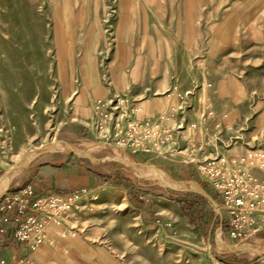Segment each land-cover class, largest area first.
<instances>
[{"label": "rangeland", "instance_id": "374dc122", "mask_svg": "<svg viewBox=\"0 0 264 264\" xmlns=\"http://www.w3.org/2000/svg\"><path fill=\"white\" fill-rule=\"evenodd\" d=\"M161 115L169 146H118L116 120ZM257 144L264 0H0V196L53 158L68 172L40 190L79 196L48 209L35 264H264V234L232 238L197 172Z\"/></svg>", "mask_w": 264, "mask_h": 264}, {"label": "built area", "instance_id": "2783aa9c", "mask_svg": "<svg viewBox=\"0 0 264 264\" xmlns=\"http://www.w3.org/2000/svg\"><path fill=\"white\" fill-rule=\"evenodd\" d=\"M98 104H102L101 101ZM98 104L97 111L100 108ZM205 114L204 120L213 114L211 107L207 108ZM166 119L168 117L165 115L152 122L128 118L124 127L116 120L115 129L121 131L118 132V146L134 151H160L169 146L175 134L165 122ZM98 122L97 127L104 129L103 121ZM196 127L197 123L190 125L192 130ZM197 170L202 182L210 185L219 195L220 209L226 212L221 218V226L232 238L252 236L264 230L263 144H257L240 155L203 160ZM85 191L82 189L78 192ZM55 197L60 196L42 192L30 182L0 196V247L14 242L33 253L44 244L46 223L53 215L48 209L62 210L63 204L71 206L79 196H69L65 203H59ZM26 259L18 255L10 259L0 256V264H24ZM27 262L35 264L33 259L28 258Z\"/></svg>", "mask_w": 264, "mask_h": 264}, {"label": "crops", "instance_id": "0c3cea01", "mask_svg": "<svg viewBox=\"0 0 264 264\" xmlns=\"http://www.w3.org/2000/svg\"><path fill=\"white\" fill-rule=\"evenodd\" d=\"M47 156V155H46ZM57 161V162H56ZM61 162H63L62 160L58 161L55 158L53 159H47L46 162L39 164L37 167V170L39 173H41L42 175L39 176L40 179L43 178V180H39L37 183L32 182L39 190L43 189V190H49L51 189V191H53V186L56 185L57 180H59V178H62L65 176V174L68 172L64 169H66V167L59 165ZM198 172V171H197ZM13 180L10 182V185L12 184ZM23 186V185H21ZM21 186H17L12 188L11 191H15L18 188H20ZM54 192V191H53ZM35 253L36 251H34L33 253H30V251L28 249L25 250V247L22 246L21 244L18 243H9L6 247H0V256H5L7 258H11L13 255H18L21 257V255H24L25 258H29V259H35Z\"/></svg>", "mask_w": 264, "mask_h": 264}, {"label": "trees", "instance_id": "16d2710c", "mask_svg": "<svg viewBox=\"0 0 264 264\" xmlns=\"http://www.w3.org/2000/svg\"><path fill=\"white\" fill-rule=\"evenodd\" d=\"M206 183H205V187H206ZM198 210L197 209H194V210H189V209H186V212L187 214L189 215L190 219L193 221V222H197V219H199V215H197V212ZM226 230V229H224ZM261 234H264V230L261 232ZM237 260H240L241 262H245L243 259L237 257V256H234Z\"/></svg>", "mask_w": 264, "mask_h": 264}, {"label": "water", "instance_id": "95a60500", "mask_svg": "<svg viewBox=\"0 0 264 264\" xmlns=\"http://www.w3.org/2000/svg\"><path fill=\"white\" fill-rule=\"evenodd\" d=\"M194 191H197V192H199V193H203L204 195L207 196V194H205L203 191H198V190H194Z\"/></svg>", "mask_w": 264, "mask_h": 264}, {"label": "bare ground", "instance_id": "6f19581e", "mask_svg": "<svg viewBox=\"0 0 264 264\" xmlns=\"http://www.w3.org/2000/svg\"><path fill=\"white\" fill-rule=\"evenodd\" d=\"M146 30V28H144ZM158 101V100H157ZM152 174V173H151Z\"/></svg>", "mask_w": 264, "mask_h": 264}]
</instances>
